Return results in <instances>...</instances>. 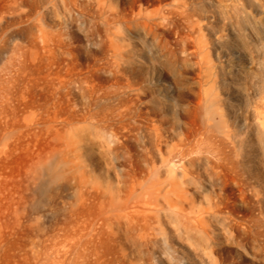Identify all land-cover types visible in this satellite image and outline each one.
<instances>
[{
  "label": "rangeland",
  "instance_id": "rangeland-1",
  "mask_svg": "<svg viewBox=\"0 0 264 264\" xmlns=\"http://www.w3.org/2000/svg\"><path fill=\"white\" fill-rule=\"evenodd\" d=\"M31 1L21 2L25 59H0V80L62 81L67 88L59 92L82 102L89 93L129 99L130 122L140 123L144 136L146 173L153 164L160 169L159 189L148 179L146 198L165 209L161 233L147 232L141 264H264V126L257 117L264 115V0ZM183 2L195 25L180 15ZM32 14L43 17L44 48ZM208 90L217 92L242 148L226 144L232 160L225 162L203 154L192 164L195 176L185 179L172 153L183 144L194 150L199 123L220 111L202 107ZM163 158L173 162L175 187ZM208 167L218 179L207 181Z\"/></svg>",
  "mask_w": 264,
  "mask_h": 264
},
{
  "label": "bare ground",
  "instance_id": "bare-ground-1",
  "mask_svg": "<svg viewBox=\"0 0 264 264\" xmlns=\"http://www.w3.org/2000/svg\"><path fill=\"white\" fill-rule=\"evenodd\" d=\"M22 1L0 0V59L5 64H18L27 49ZM181 4L180 15L195 25ZM42 18L33 17L44 48L48 33ZM45 86L51 91H36ZM61 88L66 83L0 80V264H141L147 232L161 233L165 213L156 197L146 198L147 181L155 178L151 186L159 189L160 169L153 164L146 173L141 125L130 122L129 99L118 92L89 93L83 103L60 93ZM202 96V107L220 108L217 92ZM222 111L200 121L194 150L183 144L172 153L182 178L196 173L192 164L200 163L203 154L225 162L232 160L226 144L242 148ZM257 114L264 126V115ZM161 161L168 167L169 185L177 186L172 160ZM208 168L212 174L207 168L203 173L210 182L217 173Z\"/></svg>",
  "mask_w": 264,
  "mask_h": 264
}]
</instances>
